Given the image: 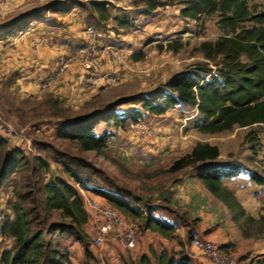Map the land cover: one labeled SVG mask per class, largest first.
I'll list each match as a JSON object with an SVG mask.
<instances>
[{"label": "rangeland", "instance_id": "obj_1", "mask_svg": "<svg viewBox=\"0 0 264 264\" xmlns=\"http://www.w3.org/2000/svg\"><path fill=\"white\" fill-rule=\"evenodd\" d=\"M92 1L106 3V19L99 17L98 12L92 8ZM248 4L252 10L264 9V0H252ZM180 8L181 5L173 4L156 8L147 14L143 12L144 4L139 0H0V35H20L30 21L29 24L38 21L54 24L61 14L77 13V19H83L79 31L83 32L85 38L89 37L86 27L92 26L97 32L95 43L99 41L104 47L112 46V49L103 50L101 67L107 64L109 71L115 70L119 74L116 82L102 81V85L93 90L94 94H85L83 90L76 89V93L80 91L79 96L69 102L66 101V94H60V98L55 96L59 99L56 107L50 103V99L54 97L50 94L21 96L9 88L7 81L0 87V118L8 121L18 132L13 141L5 142L4 155L15 147L19 148L18 144H30L33 149L22 151L23 158L17 172L9 178H0V224L8 215H13L12 206L18 201L19 195L37 196L42 183L54 174L67 180L76 189L78 184L87 188L93 198L112 207L114 206L95 190L117 195L129 201L132 207L146 213L151 212L155 217L166 221L171 220L163 217L173 212L170 214L175 216L173 220L178 231L168 237L162 236L169 241L176 239L177 247L181 246L186 254V251L192 250L190 236L199 235L195 232L198 220H190L179 210L171 211L169 194L173 193H169V187L174 182L176 171L168 169L174 160L189 153L198 143L216 145L219 156L215 161L222 167L245 168L237 175L226 176L223 183L242 203L246 215L259 219L263 214L264 188L256 185L248 172L256 171L264 175V125L234 126L223 132L201 133L194 126L199 115L192 107L183 105L169 108L161 115L143 112L133 122H144V129H138L139 126L130 129L125 125L127 120H131L135 109L141 110L136 97L159 90L165 91L164 85L168 79L195 65L215 69V65L203 57L198 46L202 41H213L224 34L218 23V14L202 15L193 20L181 17ZM6 24L12 27L11 31H7ZM71 30L77 29L72 27ZM176 43L182 44L177 52L165 49L167 44ZM133 54L141 58L134 59ZM76 63L51 84L61 80L63 75H68L73 67L77 68L80 76L83 70ZM103 76L106 77V74ZM49 87L41 88L47 90ZM111 111L118 116V125L102 120L93 128L97 134L104 131L112 133L107 147L101 152L83 150L77 141L60 136L65 125L75 123L77 128H81L92 119L107 116ZM249 130L257 137L253 143L244 140V135ZM134 145L138 147L136 152ZM151 155L157 157L151 159ZM41 163L43 167L40 166ZM67 170L75 173L82 183H77ZM181 170L187 171L194 180L199 181L195 175L201 170L200 166ZM216 201L224 207L219 209L220 217L229 223L234 242L238 244L239 250H235L234 245L227 249L236 264H247L253 260L264 262V225L258 222L245 223L244 218L235 222L230 210L219 200ZM28 205H31L30 202H26V206ZM122 213L142 223L140 217ZM51 215L54 222L63 221L58 212ZM215 228L211 227L210 231ZM84 231L87 235L85 243L74 236L64 235L62 247L66 249L69 258L64 264H113L109 256L100 258L97 250L90 247L88 225H85ZM144 231L142 229V234ZM181 233L182 240L179 237ZM206 233L202 236L205 237ZM246 233L248 236H245ZM158 245L162 246L163 243ZM12 247L13 240L0 235V254L3 249ZM167 248H173L169 242ZM157 253L159 247L154 254ZM121 259L123 264H131L128 258Z\"/></svg>", "mask_w": 264, "mask_h": 264}, {"label": "trees", "instance_id": "obj_2", "mask_svg": "<svg viewBox=\"0 0 264 264\" xmlns=\"http://www.w3.org/2000/svg\"><path fill=\"white\" fill-rule=\"evenodd\" d=\"M139 1L144 4L143 12L147 14L156 8L173 4L181 5L179 14L183 18L197 20L202 15L217 13L218 23L224 34L213 41H202L198 46L203 57L215 65L214 70L205 65H195L168 79L164 85L165 91L159 90L150 95L136 97L142 111L135 109L131 120H137V116H142L143 112L161 115L169 108L183 105L192 107L199 115L194 126L201 133L223 132L234 126L264 125V9L252 10L248 4V1L252 0ZM91 4L102 20L107 18L104 1H92ZM5 26L8 32L11 31L9 24ZM8 34L5 33V36ZM2 37L0 35V39ZM181 48V43L167 44L165 47L173 52ZM132 57L141 58L135 54ZM50 103L56 107L59 99L53 97ZM102 120H109L118 125V116L111 111L107 116L92 119L81 128H77L75 123L65 125L60 136L77 141L83 150L101 152L107 147L112 135L107 131L101 134L93 131L96 123ZM256 139L253 131L249 130L244 135V140L250 143ZM5 142L0 137V178L3 179L18 171L23 158L22 150L17 147L4 155ZM218 156L219 149L216 145L198 143L189 153L174 160L168 170L177 171L200 166L201 170L195 175L196 178L230 210L233 221L239 222L244 218L245 223L258 222L264 225V205L263 214L255 220L246 215L242 203L223 183L226 176L237 175L245 168L222 167L215 161ZM40 166L43 167L42 163ZM67 171L77 183H82L75 173ZM248 174L256 185L264 188V175L256 171H249ZM39 190V194L34 197L19 195L18 201L12 206L13 215H8L2 220L0 235L11 238L13 247L2 250L1 264H64L69 261L67 251L62 247L64 235L74 236L81 243H85L87 235L84 227L88 225V215L76 188L59 175L52 174L50 179L42 183ZM95 191L119 211L140 217L143 230L168 237L177 229L175 221L159 219L151 212L144 214L117 195ZM26 202L31 205L26 206ZM56 212L62 222L52 220L51 214ZM245 236H248V233ZM230 246L231 243L221 244L225 250ZM138 264L195 263L182 250L169 253L164 249L155 262L142 255ZM247 264L264 262L253 260Z\"/></svg>", "mask_w": 264, "mask_h": 264}, {"label": "crops", "instance_id": "obj_3", "mask_svg": "<svg viewBox=\"0 0 264 264\" xmlns=\"http://www.w3.org/2000/svg\"><path fill=\"white\" fill-rule=\"evenodd\" d=\"M82 21L81 17L77 19V13L70 12L64 15L61 14L54 24L45 21L29 24L30 21L28 26L26 25L23 31L20 32V35L19 33L4 35L0 39V87L7 81L9 88L14 92H18L21 96L50 94L60 98V94H66V101L68 102L79 96L80 91L76 93V89L83 90L85 94H88V92L94 94L95 91L93 90H97L102 85V81H105L103 75L109 71L107 64L92 76L85 75L83 71L78 76L77 68L73 67L68 75H63L61 80L49 85L50 87L47 90L40 87V81L57 67L58 56L65 54L64 49L62 50L58 43L63 41L81 43V41L88 39V37L85 38L83 32L79 31L83 25ZM72 27L77 30H71ZM48 39H55L56 45L47 47L42 43L43 40ZM99 44L101 45L100 42ZM134 146V152H136L138 147ZM125 148L129 149L128 147ZM153 157L156 158L157 155H151V159ZM173 179L174 182L169 187V193L174 194H172L173 196L171 193L169 194L171 211L179 210L182 214L188 216L190 220H198V226L195 229V232L199 234L198 236L220 244L231 243L234 245L235 250H239L238 244L234 242L229 223L220 217L219 209L224 207L217 203L207 188L200 181L194 180L190 173L181 169L175 172ZM170 213L173 212H169L167 216L162 217L174 221L175 216ZM211 227L216 228L210 231ZM175 231L177 232L178 229ZM204 232H207L205 237L202 236ZM179 237L182 240L183 233ZM168 242L173 247L170 250L167 248ZM158 243H163V245L159 246ZM176 244V239L169 241L160 233L145 230L133 249L124 250L114 246L109 251V257L113 264H123L122 257L128 258L131 264H138L142 255H146L151 262H155L159 253L164 249L169 253L182 250L181 246L177 247ZM157 246L159 247V253L155 255ZM230 248L232 247L230 246Z\"/></svg>", "mask_w": 264, "mask_h": 264}, {"label": "built area", "instance_id": "obj_4", "mask_svg": "<svg viewBox=\"0 0 264 264\" xmlns=\"http://www.w3.org/2000/svg\"><path fill=\"white\" fill-rule=\"evenodd\" d=\"M86 32L89 39L81 44L58 43L62 50L64 49L65 54L58 56L57 67L40 81L42 88H47L61 73L76 62H78L76 64L81 67L85 75L92 76L97 74L104 60H102L104 56L103 50L106 48L112 49V46L107 45L104 47L97 42L95 43L97 32L94 27L87 26ZM42 43L48 47L56 45V41L52 39L43 40ZM105 74V80L109 83L116 82L119 79V74L115 70H110ZM136 122L138 121L133 122V120L129 119L125 122V125L130 129L135 126H139L138 129H144L143 121H139L143 123ZM0 135L5 141L11 142L18 135V132L16 133V130L8 121L5 122L0 118ZM17 146L23 152L33 150L30 144H18ZM81 185L84 186V184ZM86 189L78 184V189L76 190L88 215L90 245L97 250L98 256L106 258L114 246L124 250L133 249L142 236V227L139 221L124 215L118 209L103 201L93 198L92 194H89ZM141 211L146 214L143 210ZM191 246L192 250L186 251V255L195 264H236L231 253L223 249L218 242L193 235Z\"/></svg>", "mask_w": 264, "mask_h": 264}]
</instances>
